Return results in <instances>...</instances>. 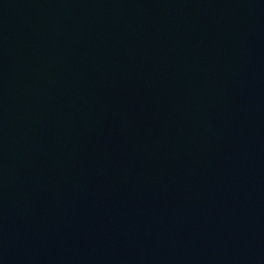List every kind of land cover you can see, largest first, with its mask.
<instances>
[{
	"label": "water",
	"instance_id": "obj_1",
	"mask_svg": "<svg viewBox=\"0 0 264 264\" xmlns=\"http://www.w3.org/2000/svg\"><path fill=\"white\" fill-rule=\"evenodd\" d=\"M0 264H264V0H0Z\"/></svg>",
	"mask_w": 264,
	"mask_h": 264
}]
</instances>
